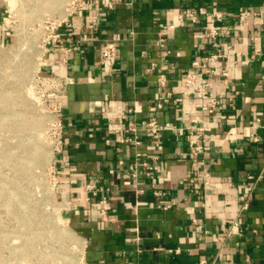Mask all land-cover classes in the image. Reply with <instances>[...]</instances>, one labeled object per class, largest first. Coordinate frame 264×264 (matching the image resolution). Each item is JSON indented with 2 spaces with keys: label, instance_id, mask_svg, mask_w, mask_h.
I'll use <instances>...</instances> for the list:
<instances>
[{
  "label": "crops",
  "instance_id": "obj_1",
  "mask_svg": "<svg viewBox=\"0 0 264 264\" xmlns=\"http://www.w3.org/2000/svg\"><path fill=\"white\" fill-rule=\"evenodd\" d=\"M186 7L222 18L178 23ZM160 23L169 26L161 47ZM56 31L43 63L45 76L59 69L66 81L54 99L65 143L56 198L84 264H264V0H80ZM107 41L118 54L101 76ZM211 54L217 107L201 114L181 75ZM128 109L137 126L155 117L158 137L138 128L140 143H118L112 126ZM135 151L148 168L133 171Z\"/></svg>",
  "mask_w": 264,
  "mask_h": 264
},
{
  "label": "rangeland",
  "instance_id": "obj_2",
  "mask_svg": "<svg viewBox=\"0 0 264 264\" xmlns=\"http://www.w3.org/2000/svg\"><path fill=\"white\" fill-rule=\"evenodd\" d=\"M80 0H0V264H84L56 198L51 31ZM13 3V4H12Z\"/></svg>",
  "mask_w": 264,
  "mask_h": 264
},
{
  "label": "built area",
  "instance_id": "obj_3",
  "mask_svg": "<svg viewBox=\"0 0 264 264\" xmlns=\"http://www.w3.org/2000/svg\"><path fill=\"white\" fill-rule=\"evenodd\" d=\"M200 15H207L209 18L210 23L221 20L222 15L219 12H208L205 8L203 7H195V8H183L179 13H178V23H183V22H194L197 20V18ZM245 13H241L239 20L242 21L244 18ZM61 24V23H60ZM59 26V25H58ZM56 26L54 29L51 31L50 39L48 44H55L60 41V36L58 32L56 31L57 27ZM169 26L166 24H159V32L157 34V42L158 45L161 47L164 43V35H166L168 31ZM209 35H216L218 32L216 31L215 28H209ZM48 48V47H47ZM118 50H117V45L114 41H107L105 42L101 47H100V61L102 64V70H101V76H107L111 72V68L113 63L115 62L117 58ZM219 55L217 54H211L207 56L204 60V63L198 64L196 62V66L199 67L198 70H192V71H187L181 75V81L183 84V91L182 95L183 97L190 99V103H193V101L199 100V108L196 109L201 114H211L216 110L217 107V99L216 95L213 93V91L210 88V82L209 80L205 77V72L209 71H214L218 72L217 69H204L206 66V63L209 61H214L218 58ZM58 67V66H57ZM223 75L227 74V70L223 69L221 71ZM65 77H63V74L60 73L59 69L58 72H55L54 75L52 76H43V80H46V82L49 85L50 91L48 92L47 96L53 99L52 101V106L50 107L52 112L57 118V138H56V152L55 154L61 152V150L64 148V138H63V130L61 126V120L58 116V112L60 111V105L54 102V99L57 98L58 96L62 95L64 91V86H65ZM168 97V96H167ZM165 97L162 100H160L157 103V106L161 107L164 102L168 101V98ZM181 98L178 97L175 100H180ZM131 109H128L127 112H123L122 115L119 117V121L114 124L113 130L116 133L115 140L120 143L121 145L123 144H128V143H134L138 144L140 141L138 140L136 136V131L138 128H142L149 132L153 137H158L160 130L162 129V126L157 123V120L155 117H151L150 120L148 121H141L140 125H136V123L130 118V111ZM126 120V121H123ZM202 120L201 118L198 119ZM125 122V123H124ZM117 125L118 127H115ZM194 128H197L202 133V137L196 134V137L201 139V141L204 143L207 141L205 139L206 132H207V127L204 123H202L199 126H195ZM126 132L132 133L133 135H127ZM197 138L190 139V145L194 146L196 143ZM253 140H256L257 137L253 135L252 137ZM156 146H158V143H155ZM142 153L140 151H135L134 152V159H133V171H136L137 164L141 163V166L144 168H148L149 164L146 160H142ZM121 163V161H119ZM135 176V172L132 174ZM208 179H209V174L208 172L204 171L203 176H202V183L201 186L200 184L195 183L194 185V191L197 193L200 190V187H204L208 184ZM93 186L88 185V189H90ZM92 194H94V191L92 190ZM240 222V219L238 218L233 224H237Z\"/></svg>",
  "mask_w": 264,
  "mask_h": 264
},
{
  "label": "bare ground",
  "instance_id": "obj_4",
  "mask_svg": "<svg viewBox=\"0 0 264 264\" xmlns=\"http://www.w3.org/2000/svg\"><path fill=\"white\" fill-rule=\"evenodd\" d=\"M13 4V3H12Z\"/></svg>",
  "mask_w": 264,
  "mask_h": 264
}]
</instances>
